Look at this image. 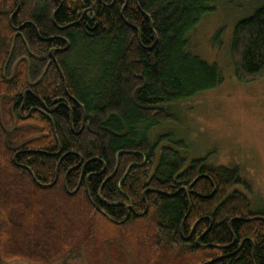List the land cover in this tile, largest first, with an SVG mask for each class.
I'll list each match as a JSON object with an SVG mask.
<instances>
[{
	"label": "trees",
	"instance_id": "1",
	"mask_svg": "<svg viewBox=\"0 0 264 264\" xmlns=\"http://www.w3.org/2000/svg\"><path fill=\"white\" fill-rule=\"evenodd\" d=\"M214 1L0 0V264H50L81 238L98 257L122 241L132 260L122 245L116 264H264V210L238 170L156 133L222 80L188 51ZM229 54L237 81L264 78V4Z\"/></svg>",
	"mask_w": 264,
	"mask_h": 264
},
{
	"label": "rangeland",
	"instance_id": "2",
	"mask_svg": "<svg viewBox=\"0 0 264 264\" xmlns=\"http://www.w3.org/2000/svg\"><path fill=\"white\" fill-rule=\"evenodd\" d=\"M263 4L264 0L214 1L213 10L189 33L188 51L217 64L222 80L215 88L173 104L176 121L156 130L170 132L173 140H184L186 148L180 150L190 158L206 157L212 166L237 169L242 181L238 188L247 193L253 210H264V78L250 83L237 81L229 50L236 23ZM17 217L18 212L12 210L11 218ZM83 240L69 252L62 251L60 259L50 264H87L89 254L84 248L92 250L95 264H116L113 257H118L115 251L122 245V262L132 260L122 241L102 239L105 246H99L98 257L97 247L83 246ZM7 264L29 263L13 260Z\"/></svg>",
	"mask_w": 264,
	"mask_h": 264
},
{
	"label": "flooded vegetation",
	"instance_id": "3",
	"mask_svg": "<svg viewBox=\"0 0 264 264\" xmlns=\"http://www.w3.org/2000/svg\"><path fill=\"white\" fill-rule=\"evenodd\" d=\"M93 8H94V6H93V2H91V6L88 8V11L89 12H86V11H84V12H82V15L80 16V18H79V20H82L83 19V14H85V13H88V16H87V19L88 20H90V21H92L93 20ZM62 49H65V48H62ZM54 53L53 54H55V51H54V49L52 50ZM52 56V55H51ZM27 92H29L28 90L27 91H25L24 92V94H23V103H24V101H25V96H26V93ZM39 99V98H38ZM40 101V103L42 104V103H44L43 101H41V100H39ZM62 105V103H60V106ZM21 107H22V105H21ZM56 108V107H55ZM55 108H52L51 110H47V112H46V114L49 116L50 114H52L53 112H54V109ZM29 113H31V110L29 111ZM128 218V211L126 212V216H125V219L124 220H126Z\"/></svg>",
	"mask_w": 264,
	"mask_h": 264
},
{
	"label": "water",
	"instance_id": "4",
	"mask_svg": "<svg viewBox=\"0 0 264 264\" xmlns=\"http://www.w3.org/2000/svg\"><path fill=\"white\" fill-rule=\"evenodd\" d=\"M53 53H54V52H53V51H51V55H52V56H53ZM74 192H75V191H74ZM74 192H73V193H74ZM143 213H145V212H143ZM143 213H142L141 215H143Z\"/></svg>",
	"mask_w": 264,
	"mask_h": 264
}]
</instances>
